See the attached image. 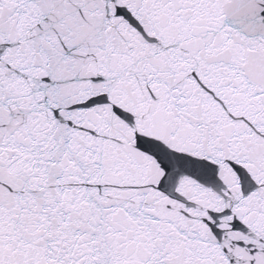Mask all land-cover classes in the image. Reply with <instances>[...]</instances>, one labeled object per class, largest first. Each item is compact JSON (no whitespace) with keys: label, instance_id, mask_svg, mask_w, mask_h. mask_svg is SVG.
Here are the masks:
<instances>
[{"label":"snow or ice","instance_id":"obj_1","mask_svg":"<svg viewBox=\"0 0 264 264\" xmlns=\"http://www.w3.org/2000/svg\"><path fill=\"white\" fill-rule=\"evenodd\" d=\"M0 264H264V0H0Z\"/></svg>","mask_w":264,"mask_h":264}]
</instances>
